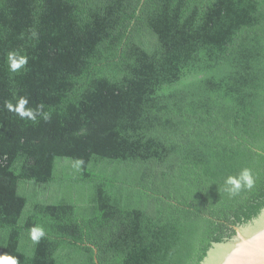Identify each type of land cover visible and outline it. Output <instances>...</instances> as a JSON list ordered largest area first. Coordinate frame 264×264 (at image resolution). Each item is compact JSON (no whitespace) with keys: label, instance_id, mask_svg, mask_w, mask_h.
<instances>
[{"label":"trees","instance_id":"16d2710c","mask_svg":"<svg viewBox=\"0 0 264 264\" xmlns=\"http://www.w3.org/2000/svg\"><path fill=\"white\" fill-rule=\"evenodd\" d=\"M263 207L264 0H0V254L199 264Z\"/></svg>","mask_w":264,"mask_h":264},{"label":"water","instance_id":"95a60500","mask_svg":"<svg viewBox=\"0 0 264 264\" xmlns=\"http://www.w3.org/2000/svg\"><path fill=\"white\" fill-rule=\"evenodd\" d=\"M234 230L230 238L213 242L199 264H264V207Z\"/></svg>","mask_w":264,"mask_h":264},{"label":"clouds","instance_id":"9594fccd","mask_svg":"<svg viewBox=\"0 0 264 264\" xmlns=\"http://www.w3.org/2000/svg\"><path fill=\"white\" fill-rule=\"evenodd\" d=\"M6 60L8 69L12 73H18L22 68H25L28 63V57L26 55H22L15 51L8 52ZM28 103L29 100L27 97H20L15 105L11 101H6L5 108L18 115L22 120L27 119L35 122L38 116H42L45 121L50 119L49 114L43 111V105H39L36 109H32L27 107ZM224 183L225 191L230 195H236L242 189H251L254 181L250 170L245 168L242 169L237 176H228ZM29 235L30 239L35 244L39 243V241L45 237L46 232L43 227L34 226L30 229ZM0 264H19V260L17 257L7 253L0 254Z\"/></svg>","mask_w":264,"mask_h":264}]
</instances>
